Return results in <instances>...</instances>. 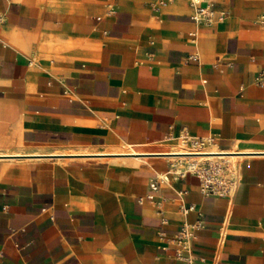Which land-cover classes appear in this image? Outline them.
<instances>
[{"label": "crops", "instance_id": "1", "mask_svg": "<svg viewBox=\"0 0 264 264\" xmlns=\"http://www.w3.org/2000/svg\"><path fill=\"white\" fill-rule=\"evenodd\" d=\"M156 2L0 0V264H264V0ZM183 136L235 156L231 198L146 199Z\"/></svg>", "mask_w": 264, "mask_h": 264}, {"label": "built area", "instance_id": "2", "mask_svg": "<svg viewBox=\"0 0 264 264\" xmlns=\"http://www.w3.org/2000/svg\"><path fill=\"white\" fill-rule=\"evenodd\" d=\"M157 5H164L169 0H156ZM189 4L194 8L192 18L194 21L204 23L206 25L212 24L215 19V10L210 3H202L203 0H188ZM222 16L220 17V19ZM2 19L0 17V24ZM260 23H264V17H261ZM196 59L195 56L189 57ZM263 78L262 74L259 76V81ZM207 142L203 140H189L186 136H183L180 140V144L185 147H192L197 149H203ZM195 151L191 153H206L199 152L204 150H190ZM219 155V154H218ZM225 155V154H220ZM188 174H192L198 177L201 184V193L207 196H214L218 198L229 199L234 194L238 183V171L236 163L227 160L226 158H202V160H195L189 158L184 161H173L170 165V171L160 174L156 178L150 180L149 189L150 193L146 196L147 200H152L154 193L157 192L159 184L169 183L170 175L175 177H184ZM187 209L186 211H188ZM194 239V235L189 229L188 225H184L177 233L176 241L186 248L189 242ZM183 250L177 252L178 259H182Z\"/></svg>", "mask_w": 264, "mask_h": 264}, {"label": "bare ground", "instance_id": "3", "mask_svg": "<svg viewBox=\"0 0 264 264\" xmlns=\"http://www.w3.org/2000/svg\"><path fill=\"white\" fill-rule=\"evenodd\" d=\"M191 152H195V151H190V153ZM199 152H201V151H199ZM220 154H222V153H208V152H206V153H194L193 154L194 156H187V155H191V154H187V153H182V154H178V155H182V157H183V159L179 160L180 162L184 161V159L188 160L189 158H194L195 160H202V158H208L209 160H211L213 158H218L219 157V158H226L227 160L232 161V162H233V160L231 158L236 159L235 156H233V155L222 156ZM178 155H175V156H178Z\"/></svg>", "mask_w": 264, "mask_h": 264}, {"label": "rangeland", "instance_id": "4", "mask_svg": "<svg viewBox=\"0 0 264 264\" xmlns=\"http://www.w3.org/2000/svg\"><path fill=\"white\" fill-rule=\"evenodd\" d=\"M179 146H180V148L182 149L183 147L181 146V144L179 143ZM185 150L186 151H189V150H206V149H197V148H192V147H185ZM225 155H227V156H229V155H233V154H225ZM225 155H222V156H225ZM169 157H174L173 155H169ZM184 160H186V159H184Z\"/></svg>", "mask_w": 264, "mask_h": 264}]
</instances>
